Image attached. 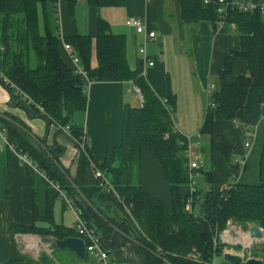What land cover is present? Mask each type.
Wrapping results in <instances>:
<instances>
[{
    "label": "crops",
    "instance_id": "0c3cea01",
    "mask_svg": "<svg viewBox=\"0 0 264 264\" xmlns=\"http://www.w3.org/2000/svg\"><path fill=\"white\" fill-rule=\"evenodd\" d=\"M36 8L39 33L44 35L49 31L55 35L58 49L62 43H67L64 39L74 41L79 36L90 39V69L98 64L94 48L98 19L108 24L111 33L123 37L129 69L144 71V80L158 97H164L168 92L172 95L176 116L175 122L172 119L174 128L181 135L189 136L193 144L197 143L196 153L203 160V168L209 177V181L203 176L198 180L203 190L219 193L231 184L259 185L260 157L264 150V103L255 104L237 124L215 115L210 134H202L199 141L196 137L200 135L210 103L205 89L215 85L223 69L225 53L240 50V35L235 27L229 24L218 27L208 19L187 17L179 0H101L99 7L91 6L88 0H38ZM128 17H139L156 35V39L146 46L147 55L153 61L151 66L141 63L137 47L142 35L125 23ZM261 19L264 21V13ZM0 51L2 55L1 42ZM59 51L65 64L74 68L70 58ZM77 57V65L83 68L82 59ZM27 65L35 69L37 62L34 67L28 62ZM246 74L245 62L236 58L227 80L232 82ZM134 87L131 80L88 84L85 107L75 111L69 122L85 134L87 146L81 152L71 134L58 129L42 112L32 110L24 94L21 93L26 98L0 81V264L97 263L86 251V244L82 258L69 249L53 246V239L79 237L74 211L45 179L44 174L52 172L51 168L40 165L29 153L10 142V125L19 127L43 150L49 151L51 165L61 178V184L52 181L110 230L111 237L103 240L108 264H174L161 254L159 248L151 249L141 244L142 236L136 224L131 225L132 228L128 226L127 231L120 227L125 217L123 210L116 200L109 201L100 196L104 194L97 188L95 175L88 168L89 163L101 164L120 145L126 109L142 104ZM246 132L251 134L250 147H244ZM221 142L230 146L229 153L223 154L217 149ZM139 157L132 183L140 185L145 193L171 209L169 184L154 149L144 146ZM185 190L184 186L180 189L182 194ZM196 210L200 213L198 206ZM90 226L100 232L94 222L91 221ZM250 227L247 225L244 229L249 231ZM217 240L220 244L224 242L220 235ZM255 249H262L260 255L250 257H242L238 250L224 249L226 251L215 256L214 262L233 264L223 259L224 253H231L242 257L241 264L247 258L264 264L263 247Z\"/></svg>",
    "mask_w": 264,
    "mask_h": 264
},
{
    "label": "trees",
    "instance_id": "16d2710c",
    "mask_svg": "<svg viewBox=\"0 0 264 264\" xmlns=\"http://www.w3.org/2000/svg\"><path fill=\"white\" fill-rule=\"evenodd\" d=\"M37 1L0 0V42L4 47L0 70L14 84L17 95L24 94L33 101L32 110L37 111L40 106L42 115L58 125H68L71 136L79 140L82 129L69 122L75 111L85 107L87 81L131 80L142 97L140 107L125 111L120 145L101 164H88L89 171L93 173L94 167L103 171L113 186L115 192H108L98 186L95 177L97 188L105 195L100 196L109 201L116 200L123 210L125 217L120 227L127 231L128 226L132 228L136 224L142 236L139 239L141 244L151 249L159 248L161 254L174 264H212L215 256L222 253L225 247L217 238L229 219L243 225L249 222L255 224L262 228L264 236V150L260 157V183L256 186L236 183L219 193L205 191L198 182L202 176L209 181L203 162L192 193L195 201L191 210H186L190 182L188 162L184 155L186 140L172 123L174 102L170 92L158 97L139 70L129 69L123 37L111 33L108 24L101 19L96 22L94 41L98 62L96 68L90 69L88 66L91 41L87 36L75 37L74 41L64 39L76 56L82 59L88 80L76 74L74 68H69L61 58L59 49L62 53L64 50L62 44L58 49V38L49 31L44 35L39 33ZM179 1L182 2L185 16L211 22L218 19L214 3L205 5L201 0ZM88 3L99 7L101 0H88ZM225 20L226 23H234L238 30L240 50L225 53L223 69L209 96L212 106L208 105L206 109L200 136L210 134L215 115L239 122L255 104L264 103V21L261 14L229 9ZM28 49L35 54V69L27 65ZM236 58L243 59L247 74L228 82ZM7 88L13 91L9 85ZM8 135L10 142L15 143L18 149L29 153L40 165L51 168L52 172L46 174L50 180H61L51 165L49 151L43 150L17 126L10 125ZM144 146L154 149L155 158L168 181L171 209L145 193L140 185L132 183L133 171ZM216 147L223 154L230 151V146L223 142ZM183 186L186 188L184 194L180 191ZM77 205L82 208L80 204ZM196 206L200 213L194 212ZM82 209L88 224L92 221L98 226L102 243L111 237L110 230L106 229L101 219ZM190 254L198 257L189 258Z\"/></svg>",
    "mask_w": 264,
    "mask_h": 264
},
{
    "label": "built area",
    "instance_id": "2783aa9c",
    "mask_svg": "<svg viewBox=\"0 0 264 264\" xmlns=\"http://www.w3.org/2000/svg\"><path fill=\"white\" fill-rule=\"evenodd\" d=\"M201 2L205 5L209 3H214L216 5V13L218 15V19L214 21V24L218 27H222L223 25L229 24L232 27H235V24L230 22L226 23L225 17L227 14V11L229 9L237 10L242 13H250L257 11L260 14L264 13V0H201ZM125 23L129 26L134 27L135 31L137 34L142 35V41L137 47V53L140 57L141 63L148 64L149 66L153 65V61L148 57L147 51H146V46L149 42L154 41L156 39V35L154 31L150 30L147 28L146 23L140 19L139 17H128L125 21ZM63 50L65 54L70 58L72 63L75 65L74 67V72L76 74H80L83 77H85L86 80H88L86 76V71L77 65L78 63V57L76 56L75 52L73 51L72 47L68 43H62ZM2 62V55H0V64ZM144 74V71L140 72V75ZM0 81L4 85H9L10 88L13 89V92L16 93L17 89L14 86V84L10 83V81L7 79V77L3 74L2 70H0ZM88 84H90V81H87ZM135 91L137 92V97L141 99V95L139 92V89L137 87H134ZM215 85L211 84L208 85L207 88L205 89L206 95L209 97L211 93L214 91ZM24 96V95H23ZM25 97V96H24ZM26 98V97H25ZM26 103L27 105H33V101L29 98H26ZM210 106H212L211 103H209ZM40 112L43 113V109L38 106L37 108ZM169 110H171V107H168ZM54 123V122H53ZM237 124V122H235ZM54 125L58 128L61 129L62 131H65L66 133L70 134L69 126L65 125H58L54 123ZM2 129H0L1 132ZM0 136L1 133H0ZM197 139L200 138V135H196ZM191 138L188 136H185L186 140V147L184 150V155L187 158L188 162V171H189V196L187 197V202L185 209L186 210H191V205L193 200L195 201V198L193 197V191L195 190L194 184L196 178L199 176V169L203 166V160L199 155H197V143H192ZM76 144L78 145L79 149L81 151H85L87 142H86V137L84 132L80 135L79 140H74ZM6 145L9 148H13V145L10 144L8 141H5ZM251 145V134L250 132H246V136L244 139V147H250ZM195 149V150H194ZM21 156L20 154H18ZM94 175L98 179V186L101 187L102 189H105L106 191L110 192H115L113 186L111 185L110 181L108 178L105 176L104 172L99 170L98 168L94 167ZM45 179L51 183L52 187L56 190L57 195L64 199L67 207L72 209L75 214V226H76V232L80 238H82L85 241L86 244V251L89 254H92L95 259L97 260V263L95 264H108V254L107 251L105 250L101 235L96 231V229L93 226H90L86 219L83 216V209L75 204L74 200L70 197L67 196L64 190L61 189V187L50 180L45 174H44ZM126 208V207H125ZM126 211L128 209L126 208ZM231 220L226 221V227L220 232L218 235L221 236V239L224 242H227L230 244L229 241L232 239V227ZM248 226H252L251 223H248ZM262 233V228L258 226ZM226 239V240H225ZM236 242L234 244H239L241 246V250L238 251L242 257L249 256L250 257V250L252 247L258 243L261 242L262 236L255 238V237H250L249 236V231L242 228V227H237V232H236ZM214 243L216 242L215 239H213ZM228 251V250H227ZM198 256L196 254H190L189 258L196 259ZM212 264H215L214 260L212 261Z\"/></svg>",
    "mask_w": 264,
    "mask_h": 264
},
{
    "label": "water",
    "instance_id": "95a60500",
    "mask_svg": "<svg viewBox=\"0 0 264 264\" xmlns=\"http://www.w3.org/2000/svg\"><path fill=\"white\" fill-rule=\"evenodd\" d=\"M261 235L262 233L257 226L253 225L250 227L249 230L250 237L258 238ZM52 244L56 248L69 249L81 258L84 256L85 253V241L82 238L76 236H67L62 239H53ZM223 259L228 260L233 264H241L243 262L242 257L231 253H224ZM244 264H261V261L254 258H247L245 259Z\"/></svg>",
    "mask_w": 264,
    "mask_h": 264
},
{
    "label": "rangeland",
    "instance_id": "374dc122",
    "mask_svg": "<svg viewBox=\"0 0 264 264\" xmlns=\"http://www.w3.org/2000/svg\"><path fill=\"white\" fill-rule=\"evenodd\" d=\"M28 63H29V66H31V67H34L35 65H36V59H35V55H34V52L30 49L29 50V52H28ZM172 116H173V120L174 119H176V116H175V113H174V111H173V113H172ZM174 116H175V118H174ZM185 120H186V118H185ZM174 122H175V120H174ZM198 141L200 140V139H197ZM194 212H198L197 210H196V207L194 208ZM231 220V219H230ZM231 223L233 224L232 225V229H233V231H232V239H231V241H229L230 242V244L229 245H227V246H225L226 244L223 242H221V244H223L225 247L223 248V251H226V250H224V249H227L228 251H236V250H241V246L239 245V244H234L235 242H236V240H235V238H236V232H237V227H242V228H245L247 225H248V223H245L244 225H243V223H240V222H235V221H233V220H231ZM250 223V222H249ZM253 225V224H252ZM225 227H226V224H225ZM224 227V228H225ZM223 228V229H224ZM222 229V230H223ZM222 230L220 231V232H222ZM219 232V233H220ZM263 232V231H262ZM218 233V234H219ZM262 240H261V242H258V243H256L253 247H252V249L250 250V255H260V251H262V249L261 250H258V251H256V249L255 250H253V248L255 247H263L264 246V236H263V233H262ZM226 240V239H225Z\"/></svg>",
    "mask_w": 264,
    "mask_h": 264
}]
</instances>
